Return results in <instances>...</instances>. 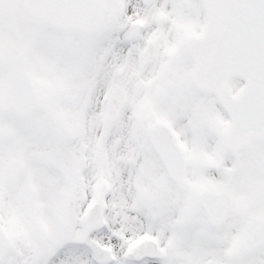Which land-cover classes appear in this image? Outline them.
I'll use <instances>...</instances> for the list:
<instances>
[{
  "label": "snow or ice",
  "instance_id": "obj_1",
  "mask_svg": "<svg viewBox=\"0 0 264 264\" xmlns=\"http://www.w3.org/2000/svg\"><path fill=\"white\" fill-rule=\"evenodd\" d=\"M0 264H264V0H0Z\"/></svg>",
  "mask_w": 264,
  "mask_h": 264
}]
</instances>
